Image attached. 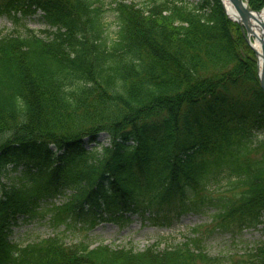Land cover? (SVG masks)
<instances>
[{"label":"trees","instance_id":"obj_1","mask_svg":"<svg viewBox=\"0 0 264 264\" xmlns=\"http://www.w3.org/2000/svg\"><path fill=\"white\" fill-rule=\"evenodd\" d=\"M0 3L48 27L0 36V264H264V241L221 260L198 229L140 251L13 241L47 214L90 229L210 210L222 232L264 228V93L220 0H119L113 35L99 0Z\"/></svg>","mask_w":264,"mask_h":264},{"label":"rangeland","instance_id":"obj_2","mask_svg":"<svg viewBox=\"0 0 264 264\" xmlns=\"http://www.w3.org/2000/svg\"><path fill=\"white\" fill-rule=\"evenodd\" d=\"M117 1L119 0H99V4L104 9L103 22L109 35H113L117 29L115 14L112 11ZM127 1L142 5L147 0ZM11 15H15L19 19L18 22L15 23L9 14L4 11L3 4L0 3V36L12 32L21 34L33 31L43 37L40 31L48 28L39 18L38 13L23 14L13 10ZM99 141L105 145L108 144L106 135H100ZM60 199L54 200V204H60L62 202V199ZM211 212L205 210L201 214L192 212L177 214L175 210H171L167 213V222L162 218L152 220L147 216L142 218L132 215L129 221L123 225L101 220L90 229L82 228L81 223L77 222L75 225L72 223L67 229H64L63 225L54 228L48 223L49 217L47 214L44 217H36L30 222L22 224L19 222L18 226L13 227L14 232L11 239L22 242L57 234L64 239L66 244L84 241L92 247L98 244H106L111 247H131L135 251H140L154 243H158L159 249L167 245L173 246L183 243L186 239L193 237V229H198L199 237L202 238L203 251L209 257H217L221 260L229 257L237 258L238 255L252 248L255 244L264 241V228L262 225L243 229L240 232H222L218 228H213L210 217Z\"/></svg>","mask_w":264,"mask_h":264},{"label":"water","instance_id":"obj_3","mask_svg":"<svg viewBox=\"0 0 264 264\" xmlns=\"http://www.w3.org/2000/svg\"><path fill=\"white\" fill-rule=\"evenodd\" d=\"M221 2L223 4V8L227 15L228 13H227L226 6L224 3L231 4L233 8L236 10L234 21H236L239 25H241V31L246 36V42L250 46V48L252 49V51L254 52L256 56L259 81H260L261 88L264 91V26L263 24H260L261 35L260 37H257V40L260 44V53L254 50L249 40V35L250 34L254 35V32L252 31V27L250 25V19L257 20L256 19L257 15H259L260 12L264 10V8L260 11H252L251 9L247 8V5L244 4L242 0H221ZM228 17L230 18L229 15Z\"/></svg>","mask_w":264,"mask_h":264},{"label":"bare ground","instance_id":"obj_4","mask_svg":"<svg viewBox=\"0 0 264 264\" xmlns=\"http://www.w3.org/2000/svg\"><path fill=\"white\" fill-rule=\"evenodd\" d=\"M225 5H226V10H227L229 16L232 19H235L236 10L229 3H226ZM256 19L257 20L250 19V25L252 27V31L254 32V35L250 34V37L253 38L251 40L253 48L259 53L260 52V44H259V42L257 40V37H260V35H261L260 24H263V26H264V10L259 15H257Z\"/></svg>","mask_w":264,"mask_h":264}]
</instances>
